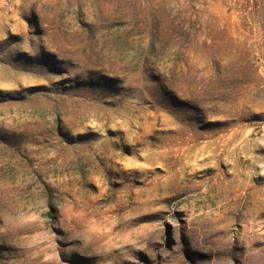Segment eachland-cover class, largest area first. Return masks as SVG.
<instances>
[{
    "label": "rangeland",
    "instance_id": "1",
    "mask_svg": "<svg viewBox=\"0 0 264 264\" xmlns=\"http://www.w3.org/2000/svg\"><path fill=\"white\" fill-rule=\"evenodd\" d=\"M0 264H264V0H0Z\"/></svg>",
    "mask_w": 264,
    "mask_h": 264
},
{
    "label": "bare ground",
    "instance_id": "2",
    "mask_svg": "<svg viewBox=\"0 0 264 264\" xmlns=\"http://www.w3.org/2000/svg\"><path fill=\"white\" fill-rule=\"evenodd\" d=\"M213 179V178H212ZM229 187V186H228Z\"/></svg>",
    "mask_w": 264,
    "mask_h": 264
}]
</instances>
